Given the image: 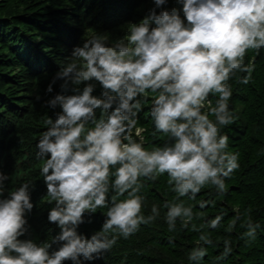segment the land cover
I'll return each instance as SVG.
<instances>
[{
  "label": "clouds",
  "instance_id": "clouds-1",
  "mask_svg": "<svg viewBox=\"0 0 264 264\" xmlns=\"http://www.w3.org/2000/svg\"><path fill=\"white\" fill-rule=\"evenodd\" d=\"M152 2L139 22H130L126 38L109 44L107 36L97 34L74 47L71 62L49 83L46 92L52 93L63 81L61 92L46 102L61 111L45 121L36 147L52 205L47 220L59 233L39 244L22 239L34 208L32 184L22 183L5 197L9 176L0 171V264H84L102 258L121 237L128 239L157 220L160 208L153 205L145 215L141 193L147 182L165 175L175 194L162 205L168 231L175 232L179 223L199 233L188 260L199 264L207 248L219 243L209 230L221 227L224 214L204 219L186 201H195L205 188L226 195V180L240 168L239 154L228 151L230 138L223 133L237 119L230 109L229 81L251 82L254 66L245 58L249 51L264 50V0ZM170 2L181 7H166ZM97 83L99 96L93 94ZM149 94L152 134L167 137L151 150L137 127ZM209 204L214 201H200L199 207ZM97 209H107L106 218L88 238L78 229ZM239 220L238 214L226 232ZM240 226L251 239L260 228L250 215ZM222 243L218 261L233 251L230 239Z\"/></svg>",
  "mask_w": 264,
  "mask_h": 264
},
{
  "label": "trees",
  "instance_id": "trees-1",
  "mask_svg": "<svg viewBox=\"0 0 264 264\" xmlns=\"http://www.w3.org/2000/svg\"><path fill=\"white\" fill-rule=\"evenodd\" d=\"M152 7V0H0V171L9 176L5 197L22 183L32 184L34 208L27 217L28 235L22 239H34L39 244L51 241L59 233L47 220L52 205L45 196L47 189L40 174L43 161L37 157L36 147L46 130L45 121L49 117L55 119V113L61 111L51 109L46 102L61 92L63 81L53 85L52 93L46 92L49 83L71 62L74 47L97 34L107 36L108 42L114 44L127 36L130 22H139ZM166 7L181 6L170 2ZM245 62L254 66L251 82L240 84L237 78L229 81L233 89L230 109L237 119L223 129L230 138L228 151L239 154L240 168L226 180V195L205 188L195 201H186L194 204V210L201 212L204 219L224 214L221 227L209 230L214 242L219 243L207 248L208 254L199 264H264V50L260 55L249 51ZM242 75L247 73H238L237 77ZM100 93L97 83L93 94ZM210 99L214 105L215 97ZM151 103L149 94L137 125L149 150L167 140L163 135L152 134ZM141 194L145 197V215L151 214L153 205L160 208L157 220L141 226L128 239L121 237L102 258L84 264H192L188 253L197 245L199 233L192 231L191 226L181 229L179 223L175 232L168 231L162 205L173 200L175 194L167 185V176L147 182ZM200 201H214V205L201 209ZM106 211L97 209L95 215L86 216L78 231L90 238L101 229L106 218L102 213ZM238 214L236 227L231 233L226 232ZM248 215L260 224L255 239L244 236L247 229L240 226ZM169 237L173 243H169ZM225 238L232 241L233 251L226 260L218 261Z\"/></svg>",
  "mask_w": 264,
  "mask_h": 264
},
{
  "label": "rangeland",
  "instance_id": "rangeland-1",
  "mask_svg": "<svg viewBox=\"0 0 264 264\" xmlns=\"http://www.w3.org/2000/svg\"><path fill=\"white\" fill-rule=\"evenodd\" d=\"M126 35V34H125ZM124 38H126L125 36H124ZM109 44H111V43H109Z\"/></svg>",
  "mask_w": 264,
  "mask_h": 264
}]
</instances>
